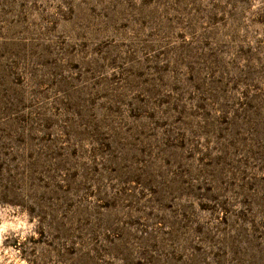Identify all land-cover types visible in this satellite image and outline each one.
Masks as SVG:
<instances>
[{
  "label": "rangeland",
  "instance_id": "obj_1",
  "mask_svg": "<svg viewBox=\"0 0 264 264\" xmlns=\"http://www.w3.org/2000/svg\"><path fill=\"white\" fill-rule=\"evenodd\" d=\"M0 264H264V0H0Z\"/></svg>",
  "mask_w": 264,
  "mask_h": 264
}]
</instances>
